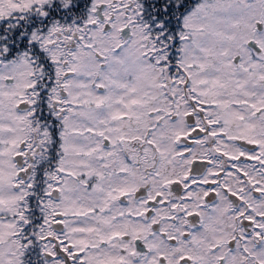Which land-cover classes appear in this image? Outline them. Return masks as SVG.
<instances>
[{"label":"snow or ice","instance_id":"1","mask_svg":"<svg viewBox=\"0 0 264 264\" xmlns=\"http://www.w3.org/2000/svg\"><path fill=\"white\" fill-rule=\"evenodd\" d=\"M0 264H264V0H0Z\"/></svg>","mask_w":264,"mask_h":264}]
</instances>
